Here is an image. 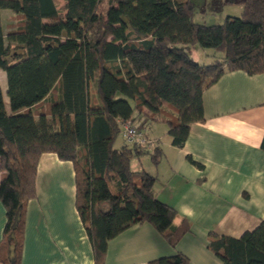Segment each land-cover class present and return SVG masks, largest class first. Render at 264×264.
<instances>
[{
	"label": "trees",
	"instance_id": "obj_1",
	"mask_svg": "<svg viewBox=\"0 0 264 264\" xmlns=\"http://www.w3.org/2000/svg\"><path fill=\"white\" fill-rule=\"evenodd\" d=\"M63 1L0 0L8 100L7 109L0 89V264H21L26 205L44 152L73 165L93 264H104L108 241L136 224H150L175 249L190 221L157 198L155 175L131 167L143 155L156 166L162 147L115 146L121 122L146 140L150 126L163 123L172 145L183 146L190 126L204 120L207 88L229 71L264 73V0H226L241 14L212 25L194 22L192 0ZM2 10L12 13L8 30ZM181 44L214 54L199 63ZM207 248L221 264H264V216L238 237L209 231ZM188 263L176 251L147 264Z\"/></svg>",
	"mask_w": 264,
	"mask_h": 264
},
{
	"label": "crops",
	"instance_id": "obj_2",
	"mask_svg": "<svg viewBox=\"0 0 264 264\" xmlns=\"http://www.w3.org/2000/svg\"><path fill=\"white\" fill-rule=\"evenodd\" d=\"M202 102L204 120L190 126L183 146L172 145L166 125L156 133L152 124L145 136L161 145L163 158L156 166L149 159L136 162L156 176L157 198L186 217L191 231L173 249L150 224L133 225L108 241L104 264H147L176 251L188 264H221L207 248L208 232L238 237L264 216V73L226 72L203 92ZM35 189L26 205L21 264H93L75 208L72 163L42 153ZM5 219L0 201V239Z\"/></svg>",
	"mask_w": 264,
	"mask_h": 264
},
{
	"label": "rangeland",
	"instance_id": "obj_3",
	"mask_svg": "<svg viewBox=\"0 0 264 264\" xmlns=\"http://www.w3.org/2000/svg\"><path fill=\"white\" fill-rule=\"evenodd\" d=\"M58 7L62 6L64 4L63 0H57ZM193 7H194V14H193V20L196 23L205 24V25H212V24H221L224 21V18L228 15L231 16H239L241 14V6L234 3H227L226 0H192ZM12 20V21H11ZM13 22V19L7 15H3L2 17V23L5 27V30H8L6 27V24ZM185 48L186 52L193 58V60L199 62V63H208L210 59H212V56L214 52L210 49H203L195 44H181L180 47ZM0 83L3 88V97L5 101L6 108L8 109V100L5 94V73H0ZM165 129V124L156 122L152 125V131H155L156 133H160L161 130ZM148 133L150 131H147ZM125 141L123 140L122 134L120 133L115 141V146L119 147L121 146ZM152 145L151 143H148ZM148 156L143 155L140 158V161L142 164L145 165V163L148 161ZM136 162H138L136 159H134L131 162L132 169H137ZM110 188L114 191V188L112 185H110Z\"/></svg>",
	"mask_w": 264,
	"mask_h": 264
},
{
	"label": "built area",
	"instance_id": "obj_4",
	"mask_svg": "<svg viewBox=\"0 0 264 264\" xmlns=\"http://www.w3.org/2000/svg\"><path fill=\"white\" fill-rule=\"evenodd\" d=\"M122 126V137L127 143H136V144H148L149 140H146L136 129L131 125L130 122H121Z\"/></svg>",
	"mask_w": 264,
	"mask_h": 264
}]
</instances>
